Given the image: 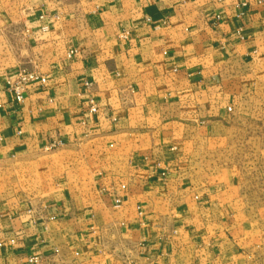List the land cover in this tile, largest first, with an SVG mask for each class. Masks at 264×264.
<instances>
[{
  "label": "crops",
  "instance_id": "obj_1",
  "mask_svg": "<svg viewBox=\"0 0 264 264\" xmlns=\"http://www.w3.org/2000/svg\"><path fill=\"white\" fill-rule=\"evenodd\" d=\"M261 176L264 0H0V264H264Z\"/></svg>",
  "mask_w": 264,
  "mask_h": 264
},
{
  "label": "built area",
  "instance_id": "obj_2",
  "mask_svg": "<svg viewBox=\"0 0 264 264\" xmlns=\"http://www.w3.org/2000/svg\"><path fill=\"white\" fill-rule=\"evenodd\" d=\"M218 19V16L216 17ZM47 28L45 27L44 30ZM128 36V32L124 31L122 33V37ZM33 82H39L44 84L46 82V78L39 74L36 71H28L27 69L20 67L16 70V72L11 75L9 78L5 81V88L13 97V99L16 102H22L25 96V92L27 90L28 85H30ZM91 85L90 82H85L84 86L86 88H89ZM89 104V113L95 114L97 113L98 106L94 99L90 98L88 101ZM231 111V107L228 109ZM64 143L61 140L52 141L50 144L47 145V149H57L61 146H63ZM120 201L118 199H115V205H119ZM30 262H33L35 264H38L40 262L39 257H33L30 259Z\"/></svg>",
  "mask_w": 264,
  "mask_h": 264
},
{
  "label": "rangeland",
  "instance_id": "obj_3",
  "mask_svg": "<svg viewBox=\"0 0 264 264\" xmlns=\"http://www.w3.org/2000/svg\"><path fill=\"white\" fill-rule=\"evenodd\" d=\"M261 166H263V165L261 164ZM261 177L262 178L257 177V180H258V183H259V185H258L259 188L264 187L263 186L264 185V177L263 176H261ZM252 195L257 200H264V190H258L256 193H253Z\"/></svg>",
  "mask_w": 264,
  "mask_h": 264
}]
</instances>
